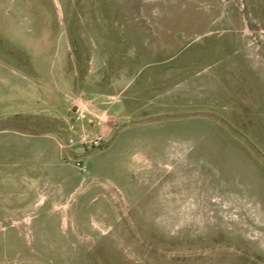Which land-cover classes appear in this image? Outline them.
<instances>
[{
  "label": "rangeland",
  "instance_id": "rangeland-1",
  "mask_svg": "<svg viewBox=\"0 0 264 264\" xmlns=\"http://www.w3.org/2000/svg\"><path fill=\"white\" fill-rule=\"evenodd\" d=\"M0 19L68 55L51 116L0 123V264H264V0H0Z\"/></svg>",
  "mask_w": 264,
  "mask_h": 264
},
{
  "label": "crops",
  "instance_id": "crops-1",
  "mask_svg": "<svg viewBox=\"0 0 264 264\" xmlns=\"http://www.w3.org/2000/svg\"><path fill=\"white\" fill-rule=\"evenodd\" d=\"M13 22L0 19V38L7 47L0 49V123L18 117H50L39 108L50 112L54 106L52 91L61 92L68 79L67 41L61 35L56 38V30L48 32L56 38L54 43H31L26 40L30 31ZM15 135L0 131V165L14 162Z\"/></svg>",
  "mask_w": 264,
  "mask_h": 264
},
{
  "label": "built area",
  "instance_id": "built-area-1",
  "mask_svg": "<svg viewBox=\"0 0 264 264\" xmlns=\"http://www.w3.org/2000/svg\"><path fill=\"white\" fill-rule=\"evenodd\" d=\"M73 144H74V143H73V140H70L68 146H71V145H73ZM74 165H75V167H76L78 170L83 171V172L86 171V165H85L82 161H80V160H79V161H75Z\"/></svg>",
  "mask_w": 264,
  "mask_h": 264
}]
</instances>
